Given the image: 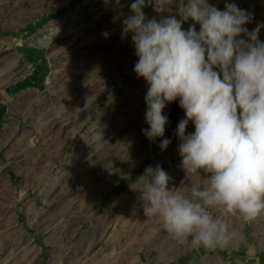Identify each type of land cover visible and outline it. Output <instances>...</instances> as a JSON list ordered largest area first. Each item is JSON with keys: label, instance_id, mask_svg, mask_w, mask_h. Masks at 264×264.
Here are the masks:
<instances>
[{"label": "rangeland", "instance_id": "1", "mask_svg": "<svg viewBox=\"0 0 264 264\" xmlns=\"http://www.w3.org/2000/svg\"><path fill=\"white\" fill-rule=\"evenodd\" d=\"M208 2L247 10L264 41V0ZM184 4L144 12L159 20ZM122 20L115 0H0V264H264V215L218 213L240 238L215 250L180 245L144 216L134 189L146 167L185 193L205 177L180 167L178 100L164 109L166 150L142 133L147 84Z\"/></svg>", "mask_w": 264, "mask_h": 264}, {"label": "clouds", "instance_id": "2", "mask_svg": "<svg viewBox=\"0 0 264 264\" xmlns=\"http://www.w3.org/2000/svg\"><path fill=\"white\" fill-rule=\"evenodd\" d=\"M172 4L134 0L131 14L124 15L121 0H115L122 36L132 34L138 58L133 71L147 84L148 127L142 133L150 142L162 138L159 147L166 150L171 140L164 138L169 124L164 109L178 100L185 113L176 127L180 167L186 177L202 174L204 186L192 184L187 193L169 187L172 177L157 164L145 168L134 190L144 216L178 244L223 249L240 233L218 213L245 223L264 215L262 25L249 31L252 14L234 2L220 10L208 0H185L177 14L159 20L144 12L149 6L158 14L170 12ZM189 20L193 23L184 30ZM189 122L194 132L186 134Z\"/></svg>", "mask_w": 264, "mask_h": 264}, {"label": "bare ground", "instance_id": "3", "mask_svg": "<svg viewBox=\"0 0 264 264\" xmlns=\"http://www.w3.org/2000/svg\"><path fill=\"white\" fill-rule=\"evenodd\" d=\"M82 33V32H81ZM79 34V33H78Z\"/></svg>", "mask_w": 264, "mask_h": 264}]
</instances>
